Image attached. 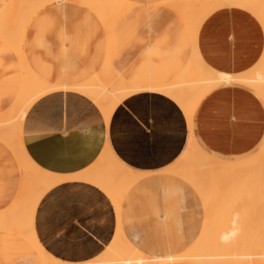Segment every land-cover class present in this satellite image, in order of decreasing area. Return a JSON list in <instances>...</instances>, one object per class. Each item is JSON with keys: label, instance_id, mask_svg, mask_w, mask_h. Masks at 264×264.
<instances>
[{"label": "crops", "instance_id": "obj_1", "mask_svg": "<svg viewBox=\"0 0 264 264\" xmlns=\"http://www.w3.org/2000/svg\"><path fill=\"white\" fill-rule=\"evenodd\" d=\"M6 1L0 0V7ZM62 1L58 13L33 16L25 30L31 34L27 44L50 48L59 41L48 26L43 34L34 30L65 15L70 3L94 15L73 0ZM130 1L148 4L160 0ZM159 5L135 4L115 19L113 24H118L111 30L113 24L109 29L102 24L114 33L106 37L104 62L100 57L81 69V60L71 62L69 75L60 78V88L56 89L62 91L49 92L34 102L24 124L26 153L43 175L75 176L91 167L107 146L123 166L116 171L117 175L122 173L115 177L121 176L120 180H114V187L109 188L115 199L86 181L64 182L45 190L35 176L21 170L7 148V155H0V220L11 221L12 229L0 230V264H42L28 235H34L47 254L74 264L98 257L117 231L151 259L177 257L198 241L217 240L216 236L233 231H238L237 240L241 241L264 237V170L253 174L261 181L258 187L253 186L256 199L255 203L247 202L250 214L246 219L228 218V211L243 204L235 207L222 202L206 209L191 185L165 172L180 159L191 137L222 159L257 156L264 144V98L251 86L218 85L202 94L189 118L179 102L157 89L182 73L193 52L188 29L178 15L173 21H161L166 23L161 33L162 26L156 20ZM194 45L202 62L221 75L247 74L264 64V26L242 7L227 5L209 13ZM97 48L102 49L95 44L93 49ZM145 61L150 68L137 70ZM107 62L126 85L140 89L118 100L106 121L88 97L70 88L100 73ZM32 71L44 80L40 72ZM258 77L264 80V74ZM22 81L23 76L21 85ZM132 173L140 178L133 182Z\"/></svg>", "mask_w": 264, "mask_h": 264}, {"label": "bare ground", "instance_id": "obj_2", "mask_svg": "<svg viewBox=\"0 0 264 264\" xmlns=\"http://www.w3.org/2000/svg\"><path fill=\"white\" fill-rule=\"evenodd\" d=\"M62 2V0H10L4 7H0V41L10 47L18 57L23 76L21 89L15 103L9 108L6 115L0 114L2 115L0 116V141L14 154L21 170L28 176H35L36 183L45 190L64 182L86 181L97 185L106 191V194L109 192V195L112 196L114 194L109 188L114 187V180H120L122 173H119L121 176L115 179L118 173L116 171L119 170L120 172L123 166L114 159L107 146L104 147L99 159L85 171L75 176L60 177L51 174L43 175L40 169L29 159L23 144L22 123L27 110L42 96L60 88V85H51L49 82L38 78L24 61L22 46L25 30L35 14L58 13ZM73 2L92 12L106 29L111 27L120 14L135 6L126 0H73ZM159 4L165 5L170 10H176L177 15L188 29L189 42L193 45V52L182 73L172 83L157 89L169 94L179 102L189 118H191L195 105L202 94L218 85L235 83L251 86L260 97L264 98V80L258 77L260 74H264V64L258 70L247 74L221 75L209 69L202 62L194 45L197 31L204 18L214 10L227 5L242 7L253 12L264 26V0H165ZM70 89L88 97L101 110L107 121L112 106L126 94L140 88L126 85L107 62L100 73ZM262 160H264V144L257 156L241 157L230 161L208 152L194 137H191L188 147L180 159L165 172L191 185L199 193L206 209L210 207L212 209L214 204L222 202H227L235 207H240L243 204L245 210L241 206L238 210L228 211V218L230 219L235 215L240 219H246L250 214L249 211H246V206H249L247 202L250 201L252 204V202L255 203L254 199H256L253 186L259 185L257 183L261 181L255 178L256 174H253L264 170ZM253 177L258 180L256 183H254L256 180H253ZM139 178L140 176L132 173L133 182ZM122 179L125 178L122 177ZM262 182L261 184L264 186V182ZM257 189L259 190V188ZM225 190L228 192L221 194L223 193L221 191L225 192ZM112 197H109V200H112ZM119 198L121 200L122 196ZM116 200L114 202H117ZM240 210L242 211L240 212ZM261 218L264 220V208L261 210ZM11 226V221L0 220V230H11ZM262 229L264 230V224ZM117 232L109 246L98 257L80 264L264 263V237L257 241H241L237 240L239 238L238 231H233L231 235L216 236L217 240L198 241L177 257L160 259L145 257ZM27 237L37 248L42 264H74L63 262L47 254L40 247L34 235Z\"/></svg>", "mask_w": 264, "mask_h": 264}, {"label": "rangeland", "instance_id": "obj_3", "mask_svg": "<svg viewBox=\"0 0 264 264\" xmlns=\"http://www.w3.org/2000/svg\"><path fill=\"white\" fill-rule=\"evenodd\" d=\"M9 1L10 0H7L1 7H4ZM126 1L139 6L152 7L165 0L148 4H139L130 0ZM67 8V13H65V15L56 16L55 19L48 20L44 25L34 30L37 31V34H43V31L48 26L50 30L53 31L52 37L54 35H57L56 37L59 36V41H56L50 48H43L40 44L32 46V44H27L29 43V36H31V34L30 31H26L23 44L24 58L27 65L32 70L40 72L44 80L56 86L60 84V78L69 73L68 70L71 67V62H74V60L79 59L82 61L83 65L79 67L80 69L84 68L85 65L90 66L94 61H99L100 57L103 58L104 62L106 57V49L104 48L106 37L114 36V33L112 35L110 34V30L118 24L115 22L107 32L102 23L91 13L83 9H77L76 5L73 3H70ZM136 9H140V7H136ZM159 9L161 12L156 20L160 22L159 26H162V29H160L162 33L166 27L165 22L175 20L178 13L176 10H168L166 6L162 4L159 5ZM36 19L37 18L34 17V21ZM60 37H62V39H60ZM127 40H129V38ZM95 44L97 47H102V49H93ZM101 67L102 65L99 68ZM149 68V62L145 61L138 66L137 70H147ZM21 78V66L18 57L10 47L4 43H0V114L6 115L9 108L15 103L20 92ZM57 91L62 90H55L52 91V93ZM46 96L47 95L42 96L39 100ZM35 103L29 107L23 119V136L25 134L24 124L31 107ZM7 150L5 144L0 141V155H7ZM1 166V169H3L4 166Z\"/></svg>", "mask_w": 264, "mask_h": 264}]
</instances>
